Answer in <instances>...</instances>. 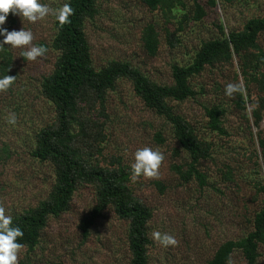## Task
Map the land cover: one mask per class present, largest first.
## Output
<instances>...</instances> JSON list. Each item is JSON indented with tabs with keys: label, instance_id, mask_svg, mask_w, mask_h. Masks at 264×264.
<instances>
[{
	"label": "rangeland",
	"instance_id": "rangeland-1",
	"mask_svg": "<svg viewBox=\"0 0 264 264\" xmlns=\"http://www.w3.org/2000/svg\"><path fill=\"white\" fill-rule=\"evenodd\" d=\"M42 2L59 8L65 0ZM185 2L187 7L179 13V19L167 25L171 30L182 28L181 45L171 48L165 39L166 18L162 12L150 11L142 0H100L99 14L86 23L94 67L99 70L114 60L127 61L156 83L171 85L173 65H189L202 42L221 36L219 25L229 34L241 31L250 19L264 17V0H216V7L209 0H198L206 12L200 21L194 19L195 1ZM15 17L17 23L9 31L30 29L35 37L33 43L46 46L48 51L45 57L27 61L21 57V49L5 45L13 55V71L18 79L12 94L0 92V152L6 150L0 162V206L12 217L46 199L54 181V170L32 158L31 152L38 131L55 116L53 106L42 97L41 84L52 73L58 57L50 48L56 33L55 17L36 23H22L21 17ZM148 24H154L161 35V47L154 57L144 49L141 39ZM258 43L264 51V35ZM238 61L207 68L190 82L196 97L171 102L175 112L190 121L199 137L213 145L211 158L198 166L206 177L207 185L203 187L197 180L184 183L173 170V166L185 169L190 157L174 139L171 125L144 105L130 82L120 80L107 96L110 122L105 153L121 156L130 175L136 149L149 146L164 154L159 178L133 180L131 176L130 182L131 190L153 211L149 225L150 264H208L221 244L240 240L252 230L254 213L264 207V196L258 192L264 181V165L255 156L259 153L257 135L264 130V119L257 128L249 106L247 123L236 107L238 95L229 98L224 94L228 83L237 82L243 84L246 99L249 95L255 99L259 94L255 87L245 89ZM213 106L224 110L226 136L208 126L206 109ZM13 112L17 117L15 125L7 123ZM159 132L165 137V144L155 142L154 136ZM175 149L180 150L179 156L174 155ZM231 173L233 180H228ZM158 183L164 185L163 192ZM94 203L93 189L82 187L70 211L50 220L39 245L30 254L32 263L128 264V223L112 210L96 222L88 239L82 236L81 221ZM156 231L174 236L177 244L160 246L152 237ZM261 252L257 264H264V251ZM26 254L27 250L22 249L19 260ZM231 262L247 264L239 251Z\"/></svg>",
	"mask_w": 264,
	"mask_h": 264
},
{
	"label": "trees",
	"instance_id": "trees-1",
	"mask_svg": "<svg viewBox=\"0 0 264 264\" xmlns=\"http://www.w3.org/2000/svg\"><path fill=\"white\" fill-rule=\"evenodd\" d=\"M99 1L65 0L74 9L71 22L61 27L55 20L56 33L50 48L58 57L52 73L41 84L42 97L53 106L55 116L51 123L38 131L36 145L31 152L32 158L48 164L54 170V181L46 199L13 216V224L24 233L18 242L27 250L19 264H33L30 254L39 245L50 220L70 211L74 197L82 187H91L95 197L89 215L81 221L82 236L88 239L96 222L106 211L112 210L120 220L128 223L131 254L128 264H150L149 247L152 241L149 225L153 211L131 190V175L122 157L105 153L104 149L110 122L107 96L115 90L120 80L130 82L135 95L144 105L171 125L174 139L191 160L185 169L183 166H173L184 183L197 180L201 187L207 185L206 177L198 166L209 160L213 151V145L199 137L190 121L177 114L171 105L173 101L185 102L196 97L197 92L190 83L193 78L200 76L207 68L239 60L245 89L255 87L259 94L255 99H251L250 95L246 99L244 93L237 94L236 107L249 123L247 110L251 106L257 128L264 119V51L258 43L264 35V17L250 19L241 31H231L229 34L225 33L223 25H219L221 36L202 42L189 65H173V84L160 85L127 61L114 60L99 70L94 67L86 23L99 14ZM194 1V19L200 21L206 12L198 0ZM142 2L150 11H160L165 16L167 44L171 48L181 45L179 34L182 28L171 30L167 25L179 19V13L187 7L185 0ZM209 4L217 6L216 0H209ZM6 22L4 27L11 30L17 23L16 17L10 12ZM141 39L147 53L151 57L156 56L161 47V35L154 24L143 28ZM13 65V55L5 46L0 50V77L10 75L15 80L8 90L1 93L9 95L14 91L18 79ZM206 115L213 132L228 135L223 127L222 108H208ZM154 140L157 144L166 143L160 132L155 134ZM257 141L259 153H255V156L260 157L264 165V130L258 133ZM173 152L175 156L180 155L179 149ZM3 153H6L5 149L0 152V162ZM227 179L233 180L232 173L227 175ZM157 187L161 192L165 189L163 184L158 183ZM258 192L264 196V181L259 184ZM237 251L242 253L247 264H257L261 258V251H264V207L254 213L252 230L240 240L221 244L208 264H232V256Z\"/></svg>",
	"mask_w": 264,
	"mask_h": 264
},
{
	"label": "clouds",
	"instance_id": "clouds-1",
	"mask_svg": "<svg viewBox=\"0 0 264 264\" xmlns=\"http://www.w3.org/2000/svg\"><path fill=\"white\" fill-rule=\"evenodd\" d=\"M11 12L14 16H19L22 23L26 20L29 23H36L44 20L48 16L55 17V20L62 27L70 23V17L74 9L69 3H64L59 8H52L42 0H0V50L9 45L11 49H21V57L27 61H36L45 57L48 49L44 45L34 44L35 39L30 29L22 27L20 30L9 31L4 27ZM15 77L4 75L0 77V92L8 90L14 83ZM244 92L242 83H228L224 88L226 97H234L236 94ZM16 114L10 113L7 123L15 125ZM164 161V154L158 149L144 146L136 149L131 163V176L133 180L140 177L156 179L159 178V169ZM23 230L13 224V217L6 213V209L0 206V264H19V255L24 245L18 242V238H23ZM154 241L160 246L167 248L175 246L177 241L174 236L159 231L153 232Z\"/></svg>",
	"mask_w": 264,
	"mask_h": 264
}]
</instances>
